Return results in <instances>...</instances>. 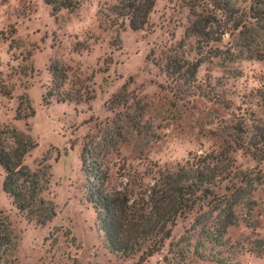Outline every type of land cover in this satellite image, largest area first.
Returning <instances> with one entry per match:
<instances>
[{
	"label": "rangeland",
	"instance_id": "rangeland-1",
	"mask_svg": "<svg viewBox=\"0 0 264 264\" xmlns=\"http://www.w3.org/2000/svg\"><path fill=\"white\" fill-rule=\"evenodd\" d=\"M79 1L54 14L43 0H0V131L36 143L24 165L50 175L38 199L55 210L44 226L29 220L2 191L1 174L0 220L16 244L5 261L264 264L255 249L264 241V161L247 148L264 123V62L246 58L213 6L254 15L264 0H155L139 31L111 13L121 0ZM54 67L64 76L53 79ZM91 143L112 183L133 180L144 197L160 173L198 158L224 172L168 226L158 252L121 259L104 246L87 202L80 155Z\"/></svg>",
	"mask_w": 264,
	"mask_h": 264
},
{
	"label": "trees",
	"instance_id": "trees-1",
	"mask_svg": "<svg viewBox=\"0 0 264 264\" xmlns=\"http://www.w3.org/2000/svg\"><path fill=\"white\" fill-rule=\"evenodd\" d=\"M52 13L61 10L74 12L80 7L79 0H43ZM254 9V15L233 12L225 3L214 8L230 22L234 32L242 40V52L248 59L264 62V1ZM155 6V0H121L111 13L115 18L125 21L130 30H143L148 24L149 15ZM196 34V31H192ZM52 78L58 74L64 76L59 67H54ZM61 76V77H62ZM258 99L264 107V89L258 91ZM63 102V99H58ZM30 115L34 111L29 107ZM91 143L82 148L80 155L81 168L89 183L87 202L91 205L99 231L103 235L106 249L121 259H130L141 253L139 262H144V255L150 257L158 252L164 240L169 238L168 226L173 225L177 217L191 209L194 200L208 192L221 169L211 165L207 157L198 158L196 162L180 167L176 172L159 174L149 194L135 193L131 190L133 180L116 186L110 180L104 162L100 158L99 148ZM253 150L252 155L264 161V123L259 122L247 144ZM36 148V143L29 135L14 128H3L0 131V176L3 174L2 191L12 199L15 207L25 212L29 220L44 226L55 217L53 206L38 199L40 191L49 184L50 175L31 172L24 165V157ZM238 148L244 149L243 145ZM135 187V186H134ZM39 205V207L37 206ZM12 234L0 220V261H5L4 253L12 257L15 243ZM144 249L146 251H144ZM258 254L264 253V241L255 244ZM6 250V251H5ZM1 264V263H0Z\"/></svg>",
	"mask_w": 264,
	"mask_h": 264
}]
</instances>
